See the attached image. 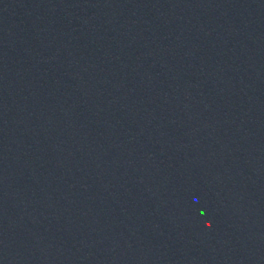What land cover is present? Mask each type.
I'll use <instances>...</instances> for the list:
<instances>
[{
    "label": "water",
    "instance_id": "water-1",
    "mask_svg": "<svg viewBox=\"0 0 264 264\" xmlns=\"http://www.w3.org/2000/svg\"><path fill=\"white\" fill-rule=\"evenodd\" d=\"M112 264H264V0H100Z\"/></svg>",
    "mask_w": 264,
    "mask_h": 264
}]
</instances>
